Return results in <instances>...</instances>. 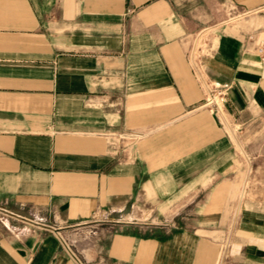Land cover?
Here are the masks:
<instances>
[{
  "label": "crops",
  "instance_id": "obj_1",
  "mask_svg": "<svg viewBox=\"0 0 264 264\" xmlns=\"http://www.w3.org/2000/svg\"><path fill=\"white\" fill-rule=\"evenodd\" d=\"M263 7L0 0V264H264Z\"/></svg>",
  "mask_w": 264,
  "mask_h": 264
},
{
  "label": "rangeland",
  "instance_id": "obj_2",
  "mask_svg": "<svg viewBox=\"0 0 264 264\" xmlns=\"http://www.w3.org/2000/svg\"><path fill=\"white\" fill-rule=\"evenodd\" d=\"M241 13L238 12L235 15L231 13L230 14L226 13L224 18H221L217 21L215 20V22H211L210 24L206 25V27H204L201 32H198L197 35H195L192 43V49H193L192 59L194 61L193 63H199L198 60L206 56V54L209 52L208 51L209 48H211V46H213V44L216 43L217 33L218 31H220V29L225 27L228 28V27L239 26L251 20L253 21L254 19H256L259 13L264 14V7L259 9L258 12H252L247 15H244L246 11H243L242 14ZM195 66L199 67L197 65ZM227 121L228 123L227 122L225 123L226 127L229 133L231 134L232 138L234 139L236 145L239 147V151L241 152L242 150L244 152L242 153L246 155L247 152L245 151V145L247 144V140L244 139L247 135L246 130L244 129V127L238 128L237 125H235L234 123L230 122L229 120ZM258 131L259 130H257V132ZM228 261L229 258L224 256L223 264H227Z\"/></svg>",
  "mask_w": 264,
  "mask_h": 264
},
{
  "label": "built area",
  "instance_id": "obj_3",
  "mask_svg": "<svg viewBox=\"0 0 264 264\" xmlns=\"http://www.w3.org/2000/svg\"><path fill=\"white\" fill-rule=\"evenodd\" d=\"M259 11V10H258ZM256 11V12H258ZM254 11H248L244 15L250 14ZM193 53V49H192ZM195 65L199 66V63H194ZM197 75L199 76L198 79L202 83L205 89V103L204 106L208 108L212 113L220 116L224 122H227L224 113V104L226 103L228 93L230 90L229 84H222L215 81H210L203 73L201 67H196Z\"/></svg>",
  "mask_w": 264,
  "mask_h": 264
}]
</instances>
